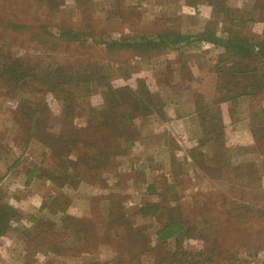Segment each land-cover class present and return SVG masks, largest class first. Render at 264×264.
<instances>
[{
    "label": "rangeland",
    "instance_id": "374dc122",
    "mask_svg": "<svg viewBox=\"0 0 264 264\" xmlns=\"http://www.w3.org/2000/svg\"><path fill=\"white\" fill-rule=\"evenodd\" d=\"M0 264H264V0H0Z\"/></svg>",
    "mask_w": 264,
    "mask_h": 264
}]
</instances>
